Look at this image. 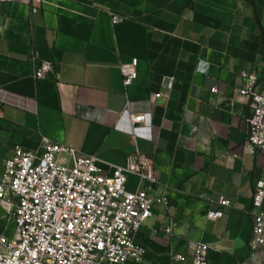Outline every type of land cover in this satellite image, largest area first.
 <instances>
[{"label": "crops", "instance_id": "0c3cea01", "mask_svg": "<svg viewBox=\"0 0 264 264\" xmlns=\"http://www.w3.org/2000/svg\"><path fill=\"white\" fill-rule=\"evenodd\" d=\"M134 59L126 88L120 66ZM44 62L53 72L37 81ZM242 72L264 83V0H0V179L13 149L37 153L43 138L116 167L140 153L154 161L155 195L169 199L136 237L140 264H173L174 254L192 264L196 243L213 249L209 264H238L264 176V153L245 151ZM159 94L169 96L154 102ZM220 198L232 207L208 221ZM0 219L12 234L1 206Z\"/></svg>", "mask_w": 264, "mask_h": 264}, {"label": "built area", "instance_id": "2783aa9c", "mask_svg": "<svg viewBox=\"0 0 264 264\" xmlns=\"http://www.w3.org/2000/svg\"><path fill=\"white\" fill-rule=\"evenodd\" d=\"M124 20L113 16L112 24ZM31 60L35 63L37 55ZM138 65L134 59L120 66L124 87L137 81ZM52 72L53 65L44 62L34 78L45 80ZM240 78L244 86L239 99L250 109L245 151L248 155L264 153V83L255 73L242 72ZM211 93L217 95L218 89ZM168 96L155 95L153 101ZM130 121L140 125L145 117L130 115ZM4 166L0 206L14 231L0 232V264H140L145 250L136 237L153 218L155 206H169L168 197L155 195L159 182L153 159L140 153L131 155L124 167H116L43 138L37 153L16 147ZM129 177L138 179L136 192L127 190ZM232 205L220 198L217 206L222 210L209 211L207 220H221L223 210ZM250 216V255L238 264H264V176L255 182ZM212 251L196 243L192 264H209ZM172 262L185 263L186 256L174 254Z\"/></svg>", "mask_w": 264, "mask_h": 264}, {"label": "rangeland", "instance_id": "374dc122", "mask_svg": "<svg viewBox=\"0 0 264 264\" xmlns=\"http://www.w3.org/2000/svg\"><path fill=\"white\" fill-rule=\"evenodd\" d=\"M14 231V230H13Z\"/></svg>", "mask_w": 264, "mask_h": 264}]
</instances>
